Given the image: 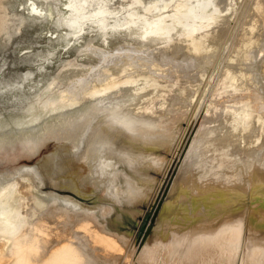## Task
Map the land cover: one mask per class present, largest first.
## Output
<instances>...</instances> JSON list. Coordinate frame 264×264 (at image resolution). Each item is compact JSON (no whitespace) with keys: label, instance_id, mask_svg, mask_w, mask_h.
Listing matches in <instances>:
<instances>
[{"label":"rangeland","instance_id":"rangeland-1","mask_svg":"<svg viewBox=\"0 0 264 264\" xmlns=\"http://www.w3.org/2000/svg\"><path fill=\"white\" fill-rule=\"evenodd\" d=\"M63 123L60 187L20 142ZM257 170L264 0H0V264H264Z\"/></svg>","mask_w":264,"mask_h":264},{"label":"bare ground","instance_id":"bare-ground-1","mask_svg":"<svg viewBox=\"0 0 264 264\" xmlns=\"http://www.w3.org/2000/svg\"><path fill=\"white\" fill-rule=\"evenodd\" d=\"M145 35V36H144ZM143 35V37H145V38H147V34H144ZM64 124L65 123H63L60 127H58V128H52V129H49V130H47L46 132H44V134L42 135V136H36V137H32V135L31 136H28V137H25L24 139H22L21 140V146H22V149H23V151L24 152H26L28 155H32V156H36L37 154H39V152H41V151H44L45 152V155H43L42 156V159H41V167H42V169H43V171H44V175L50 180V181H52V184L54 183L55 185H57V186H60V187H62L61 185H60V183H62L63 185H65V184H71L72 183V180H68V179H64V181L65 182H61L60 180L58 181H55L56 179H59V177L58 176H61V178L63 179L64 177H63V174L64 173H66L65 171V168H64V166H65V162H63L62 161V164L61 163H59L58 164V162H59V159H58V156L59 155H63L64 153H69V152H76V151H78V150H80V152H79V154H81L80 155V158H82L81 156H82V149H81V141H79L78 139H76V138H74V137H72L71 135H69V134H65V133H62L63 131H64V127H66V126H64ZM67 124V123H66ZM48 129V128H47ZM45 130V129H44ZM67 133V132H66ZM139 135H142V134H139ZM34 136V135H33ZM46 137V138H45ZM140 137V136H139ZM142 138V137H141ZM71 148V150L69 151V152H65V150H67V148ZM42 149V150H41ZM84 157H85V159L86 160H89V154L87 153L86 155L84 154ZM58 161V162H57ZM83 161V160H82ZM85 161V160H84ZM61 164V165H60ZM58 166H60V168H58ZM92 167V166H91ZM96 168V167H95ZM28 170V169H27ZM96 171H97V168H96ZM95 171V172H96ZM15 174V173H14ZM91 175H92V172L90 173V175L88 174V176H85L86 177V179L88 180L89 179V177H91ZM4 180V179H3ZM9 180V179H8ZM251 180H252V182H261V181H263L264 180V172L263 171H261V170H257L256 172H254L253 173V175H252V177H251ZM2 182V181H1ZM83 182V181H82ZM196 183H198V182H196ZM207 184V183H206ZM206 184H202L201 182H199L198 184H197V189H198V191H199V193H201V195L204 197V198H202V199H206V197L207 196H210V195H213V194H210L209 195V191H213L215 194L217 193V194H220V196H221V198L220 199H218L217 201L218 202H222L224 205H227V206H224L225 208L226 207H228L229 206V204H230V202H231V204L230 205H233V207L235 208L236 206H237V203L238 202H241V200H243V195H244V191L243 190H240L239 189V187H235L234 189H230L231 190V192H230V190L229 189H227V188H224L222 191H220L221 189L220 188H222V187H220L219 188V190L217 191V188L215 189V190H210L211 189V187H213L214 186V183H213V185L211 184V187H210V185H206ZM209 184V183H208ZM84 185V184H83ZM196 185V184H195ZM206 185V186H205ZM79 186V185H78ZM81 186V185H80ZM89 186V185H88ZM91 186V185H90ZM97 186V185H96ZM82 187V186H81ZM85 187V186H84ZM193 187V186H192ZM215 187H217V186H215ZM77 188V187H76ZM79 188V187H78ZM77 188V189H78ZM196 188V186L194 187V189ZM214 188V187H213ZM77 189H75V190H72V191H74V192H77ZM227 189V190H226ZM69 191L71 190V189H68ZM95 191V190H94ZM197 193V192H196ZM229 193H231V194H229ZM224 195H227V196H225V197H227V199H225L224 200ZM214 196V195H213ZM198 197V196H197ZM229 197V198H228ZM223 198V201H219V200H221ZM199 199H201V198H199ZM234 201V204H233V201ZM259 210V209H258ZM258 210H256V211H258ZM231 211V210H230ZM229 214H232V213H229ZM255 214H256V212H255ZM259 214V213H258ZM251 217V216H250ZM256 216H254L253 218H255ZM260 218L262 217L263 218V221H264V216H259ZM249 218V217H248ZM252 219V217L249 219V220H251ZM258 220V219H257ZM261 221H262V219H261ZM262 221V222H263ZM86 223V226H88L87 225V222H85ZM89 223V222H88ZM50 224V223H49ZM82 224V223H81ZM264 224V223H263ZM262 224V225H263ZM85 226V225H84ZM80 227V226H79ZM93 227V226H92ZM46 228V227H45ZM81 229V228H80ZM47 230V229H46ZM91 230H92V228H91ZM95 230V229H94ZM81 231H82V229H81ZM87 231H89V230H87ZM235 231V230H234ZM47 232V231H46ZM92 232V231H91ZM90 232V233H91ZM94 232V231H93ZM92 232V233H93ZM224 232V231H223ZM232 232V231H231ZM76 233V232H75ZM78 233V232H77ZM79 233H81V232H79ZM96 233V232H95ZM98 233V232H97ZM221 233V232H220ZM227 233V232H226ZM229 233H230V231H229ZM234 233H237L236 231L234 232ZM233 233V234H234ZM240 233V232H239ZM239 233H237V234H239ZM261 233V232H260ZM218 235V234H217ZM226 235V234H225ZM228 235L229 234H227L226 236L228 237ZM232 235V234H231ZM235 235V234H234ZM240 235V234H239ZM39 236H41L40 235V233H39ZM49 236V235H48ZM67 236V235H66ZM78 236H80V234L78 235ZM91 236V235H90ZM99 236H101V235H99ZM220 236H221V234H220ZM226 236H225V238H226ZM230 236V235H229ZM64 237V236H63ZM62 237V238H63ZM232 237H233V235L231 236V239H232ZM61 238V239H62ZM65 238V237H64ZM94 238V237H93ZM222 238V237H221ZM235 238H237V236H235ZM235 238H233V239H235ZM47 239V238H46ZM68 239H70V238H68ZM72 239V238H71ZM71 239H70V241H71ZM87 240H88V238H86ZM94 239H96V238H94ZM202 239V238H201ZM231 239H230V241H231ZM38 240H42V238L41 239H38ZM67 240V239H66ZM73 240V239H72ZM77 240V239H76ZM85 240V239H84ZM90 240V239H89ZM199 240L200 239H198V242H199ZM220 240V239H219ZM218 240V241H219ZM226 240V239H225ZM228 240H229V237H228ZM236 240V239H235ZM235 240H233V242H235ZM26 241H29V240H26ZM32 241V240H31ZM34 241V240H33ZM48 241V240H47ZM46 240H45V242H43V241H41L42 242V244L44 245V244H46V243H48ZM62 241V240H61ZM83 241V240H82ZM95 241V240H94ZM194 241V240H193ZM192 241V242H193ZM209 241V240H208ZM218 241H216V242H218ZM237 241V240H236ZM37 242V241H36ZM40 242V241H39ZM40 242V243H41ZM68 243H69V241H67ZM67 242H65V243H67ZM73 242H76V241H73ZM85 242H86V240H85ZM87 242H89V241H87ZM96 242V241H95ZM192 242H190L189 243V245H191L192 244ZM202 241H200V243H201ZM210 242V241H209ZM212 242V241H211ZM214 243H215V241H213ZM225 242V241H224ZM227 242H229V241H227ZM39 243V244H40ZM80 241H79V244L77 243V245H80ZM83 243V242H82ZM81 243V244H82ZM196 243V242H195ZM195 243H193L192 245H194L195 246ZM199 243V244H200ZM204 243H206V242H204ZM203 243V244H204ZM213 243V244H214ZM226 243V242H225ZM49 244V243H48ZM85 244V243H84ZM95 244V243H94ZM210 244V243H209ZM212 244V245H213ZM216 244V243H215ZM219 245H220V243H218ZM231 244H232V242L230 243V246H231ZM236 244V243H235ZM47 245V244H46ZM66 245V244H65ZM68 245V244H67ZM73 245V244H72ZM83 245V244H82ZM85 245H87V244H85ZM160 245V244H159ZM188 245V247L190 248V246ZM197 245V244H196ZM202 245V244H201ZM205 245V244H204ZM206 245H207V243H206ZM225 245V244H224ZM234 245V244H233ZM237 245V244H236ZM264 245V244H263ZM21 246H22V244H21ZM39 246V245H38ZM37 246V247H38ZM41 246V245H40ZM84 246V245H83ZM151 246V245H150ZM154 246V245H153ZM194 246H192V247H194ZM210 246H211V244H210ZM222 246V245H221ZM259 246V245H258ZM25 247V246H24ZM28 247V246H27ZM33 247H36L35 245L33 246ZM36 247V248H37ZM44 247V246H43ZM65 247V246H64ZM71 247V246H70ZM80 247V246H79ZM147 247V246H146ZM152 247V246H151ZM150 247V248H151ZM197 247V246H196ZM203 248H204V246H202ZM226 247V246H225ZM233 247V246H232ZM257 247V246H256ZM45 248V247H44ZM47 248V247H46ZM76 248H77V246H76ZM87 248H88V246H87ZM154 248H155V246H154ZM154 248H151V249H153V250H155V252L156 251H159V248H156V249H154ZM199 248V247H198ZM214 248H216L215 246H214ZM220 248V247H219ZM23 249V248H22ZM26 249V248H25ZM73 249V248H72ZM81 249H83V248H81ZM80 249V250H81ZM84 249H86V248H84ZM193 249V248H192ZM200 249V248H199ZM208 249H210V248H208ZM218 248H216V250H217ZM229 248H227V250H228ZM254 249V248H253ZM256 249V248H255ZM31 250V249H30ZM39 250H40V248H39ZM47 250V249H46ZM77 250V249H76ZM191 250V249H190ZM211 250V249H210ZM213 250V249H212ZM225 250V249H224ZM235 250V249H234ZM245 250V249H244ZM260 250L262 251V249H259V252H260ZM56 251V250H55ZM58 251V250H57ZM73 251V250H72ZM70 252V253H68L69 255L67 256L68 258L66 259V260H68V261H70V262H73L74 264H79L76 260H74V259H77V258H79V256L77 257V255L79 254H75V253H73V252ZM83 251V250H82ZM192 251V250H191ZM191 251H190V253H191ZM194 251V250H193ZM192 251V252H193ZM196 251V250H195ZM246 251V250H245ZM254 251H256V250H254ZM258 251V250H257ZM28 252V251H27ZM29 252H31V251H29ZM33 252V251H32ZM31 252V254L33 255V253ZM74 252H75V250H74ZM76 252H78V251H76ZM225 252V251H224ZM237 252V251H236ZM251 252V251H250ZM47 253V252H46ZM45 253V254H46ZM82 255H84V251L83 252H80ZM88 252H86L85 253V255L87 254ZM144 253V252H143ZM152 253V251H148V254H151ZM189 253V254H190ZM217 253V252H216ZM226 253H228V252H226ZM247 253V252H246ZM252 254L254 253V252H251ZM257 253V252H256ZM26 254V253H25ZM25 254H23V255H25ZM35 254V253H34ZM37 254V253H36ZM58 254V253H57ZM232 254V253H231ZM250 254V253H249ZM251 254V255H252ZM260 253H258V256H260L259 255ZM26 255H28V254H26ZM30 255V254H29ZM41 255V254H40ZM66 255V254H65ZM75 255H76V257H75ZM81 255V256H82ZM84 255V256H85ZM245 255V254H244ZM255 255V254H254ZM264 255V254H263ZM31 256V255H30ZM53 256V255H52ZM51 256V257H52ZM89 256V255H88ZM87 256V257H88ZM206 256V255H205ZM210 256V255H209ZM215 256H216V254H214V255H211V257L212 258H210V259H208L209 260V263L210 264H214L213 262H216L217 260H219V262L220 261H222L223 260V257H221V256H219V255H217L216 257H217V260H216V258H215ZM224 256H226V255H224ZM35 257H36V255H35ZM37 257H39V255L37 256ZM71 257V258H70ZM156 257H158V256H156ZM29 258V257H28ZM33 258H34V256H33ZM40 258V257H39ZM38 258V259H39ZM49 258V257H48ZM82 258V257H81ZM80 258V259H81ZM187 258H188V256H187ZM252 258V257H251ZM254 258V257H253ZM256 258V257H255ZM31 259H32V256H31ZM36 259V258H35ZM43 259V258H42ZM53 259H54V257H53ZM56 259V258H55ZM59 259H61L60 257H59ZM80 259H78V261L80 260ZM84 259V258H83ZM82 259V260H83ZM88 259V258H87ZM89 259H92V258H90V256H89ZM88 259V260H89ZM153 259H155V257L153 258ZM244 259H245V257H244ZM27 260V259H26ZM26 260H24V258H22V256H21V258H20V260L18 261V263L19 264H31L30 262H27ZM37 260V259H36ZM87 260V264H89V261H91V260H89L88 261ZM158 260H159V258H158ZM157 260V261H158ZM185 260V259H184ZM56 261V260H55ZM84 261H86L85 259H84ZM245 261V260H244ZM80 262V261H79ZM83 262V261H82ZM154 262V261H153ZM152 262V263H153ZM207 262V261H206ZM224 262V261H223ZM34 263H35V261H34ZM40 263V262H39ZM42 263V262H41ZM91 264H92V261L90 262ZM95 263V262H94ZM259 263V262H258ZM35 264H37V263H35ZM62 264V263H61ZM83 264V263H82ZM243 264H253L251 261H250V263L249 262H245V263H243Z\"/></svg>","mask_w":264,"mask_h":264},{"label":"water","instance_id":"water-1","mask_svg":"<svg viewBox=\"0 0 264 264\" xmlns=\"http://www.w3.org/2000/svg\"><path fill=\"white\" fill-rule=\"evenodd\" d=\"M42 159V158H41ZM40 162H41V160H40ZM39 162V164H40V167H41V163ZM41 169H42V167H41ZM42 171H43V169H42Z\"/></svg>","mask_w":264,"mask_h":264}]
</instances>
